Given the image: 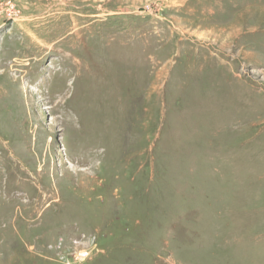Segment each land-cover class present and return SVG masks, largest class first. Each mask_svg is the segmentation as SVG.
<instances>
[{"label": "rangeland", "instance_id": "obj_1", "mask_svg": "<svg viewBox=\"0 0 264 264\" xmlns=\"http://www.w3.org/2000/svg\"><path fill=\"white\" fill-rule=\"evenodd\" d=\"M6 262L264 264V0H0Z\"/></svg>", "mask_w": 264, "mask_h": 264}, {"label": "bare ground", "instance_id": "obj_2", "mask_svg": "<svg viewBox=\"0 0 264 264\" xmlns=\"http://www.w3.org/2000/svg\"><path fill=\"white\" fill-rule=\"evenodd\" d=\"M19 211H20V210H19ZM22 214H23V213H22ZM18 217H19V216H18ZM18 217H17V218H18ZM14 220H15V219H14ZM21 234H22V233H21ZM19 235H20V234H19ZM48 237H49V236H48ZM54 238H55V237H54ZM30 242H31V241H30ZM30 245H31V244H30ZM50 252H51V251H50ZM6 263H7V262H6ZM8 263H9V261H8ZM8 263H7V264H8Z\"/></svg>", "mask_w": 264, "mask_h": 264}]
</instances>
